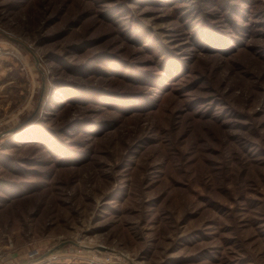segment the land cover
<instances>
[{
    "label": "rangeland",
    "instance_id": "1",
    "mask_svg": "<svg viewBox=\"0 0 264 264\" xmlns=\"http://www.w3.org/2000/svg\"><path fill=\"white\" fill-rule=\"evenodd\" d=\"M74 260L264 264V0H0V264Z\"/></svg>",
    "mask_w": 264,
    "mask_h": 264
},
{
    "label": "built area",
    "instance_id": "2",
    "mask_svg": "<svg viewBox=\"0 0 264 264\" xmlns=\"http://www.w3.org/2000/svg\"><path fill=\"white\" fill-rule=\"evenodd\" d=\"M104 264H123L120 261H113V262H108V263H104Z\"/></svg>",
    "mask_w": 264,
    "mask_h": 264
},
{
    "label": "trees",
    "instance_id": "3",
    "mask_svg": "<svg viewBox=\"0 0 264 264\" xmlns=\"http://www.w3.org/2000/svg\"><path fill=\"white\" fill-rule=\"evenodd\" d=\"M199 10V9H198ZM203 21V19L202 20H200V21H198V23H196L195 25H198L199 27H201V23L200 22H202Z\"/></svg>",
    "mask_w": 264,
    "mask_h": 264
},
{
    "label": "crops",
    "instance_id": "4",
    "mask_svg": "<svg viewBox=\"0 0 264 264\" xmlns=\"http://www.w3.org/2000/svg\"><path fill=\"white\" fill-rule=\"evenodd\" d=\"M76 262H79V261H77V260H74V261L72 262V264H76Z\"/></svg>",
    "mask_w": 264,
    "mask_h": 264
}]
</instances>
